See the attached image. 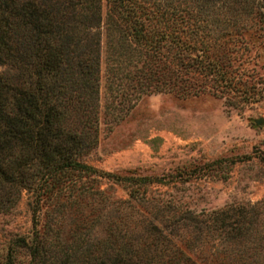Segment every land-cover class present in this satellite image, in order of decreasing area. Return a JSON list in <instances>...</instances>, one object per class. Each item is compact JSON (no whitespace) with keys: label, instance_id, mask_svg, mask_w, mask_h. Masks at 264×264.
<instances>
[{"label":"trees","instance_id":"1","mask_svg":"<svg viewBox=\"0 0 264 264\" xmlns=\"http://www.w3.org/2000/svg\"><path fill=\"white\" fill-rule=\"evenodd\" d=\"M103 1L0 0V213L30 192L27 264H264V200L183 210L151 189L161 178L83 160L99 140L103 45L114 121L155 92L256 101L264 0Z\"/></svg>","mask_w":264,"mask_h":264},{"label":"rangeland","instance_id":"2","mask_svg":"<svg viewBox=\"0 0 264 264\" xmlns=\"http://www.w3.org/2000/svg\"><path fill=\"white\" fill-rule=\"evenodd\" d=\"M259 51L256 65L251 62L248 68L264 89V51ZM106 55L103 45L99 140L83 157L87 164L124 175L161 178L151 189L172 196L183 210L209 211L264 200V94L256 101L210 91L186 97L170 92L143 94L114 121L104 108ZM0 70L5 66L0 64ZM110 184L104 179L102 186L117 197L127 196L123 185ZM31 198L23 190L13 208L0 213V264L30 261L22 237L28 241L34 228Z\"/></svg>","mask_w":264,"mask_h":264}]
</instances>
